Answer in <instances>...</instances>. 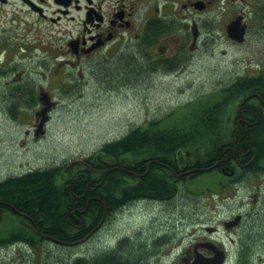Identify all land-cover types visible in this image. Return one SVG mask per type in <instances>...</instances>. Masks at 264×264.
<instances>
[{
  "label": "flooded vegetation",
  "instance_id": "obj_1",
  "mask_svg": "<svg viewBox=\"0 0 264 264\" xmlns=\"http://www.w3.org/2000/svg\"><path fill=\"white\" fill-rule=\"evenodd\" d=\"M201 17L210 20L204 23ZM232 24L243 28L241 41L231 38ZM207 38L213 55L224 56L227 46L234 52L243 48L241 54L253 69L233 77L228 85L264 86V0H0V113L21 117L22 110L32 111L33 121L24 134L35 136L41 99L48 98V118L55 107L43 80L61 90L73 83L62 79L63 67L107 70L127 58L138 62L141 57L146 70L171 72L196 57ZM253 90L237 101L230 118L233 125L224 129L248 142V133H261L264 148V87ZM212 131L214 145L206 167L204 160L190 159L186 150H180L160 160L138 159L132 170L115 168L131 176L136 187L144 183L148 187L116 210L107 205L108 173L92 167L82 179L69 172L75 165L84 170L76 163L84 158L69 161L58 177L67 193L65 223L45 227L6 203L16 225L35 236L37 243L33 247L28 239L18 238L8 240L6 248L0 243V258L17 249L22 258L15 264H48L56 259L55 264H264V167L257 171L258 165L246 157L248 152H242L239 138L238 155L228 146L215 160V122ZM207 173L213 175L211 188L187 187ZM81 186L83 191L72 189ZM235 197H248L258 209L221 216L215 204L231 203ZM130 210L139 216L146 212L149 226L140 225L142 229L131 234L121 232L99 253H72L108 232L113 217ZM128 245L133 253L109 256ZM52 249L63 253L52 254ZM27 251L38 253V258L29 260Z\"/></svg>",
  "mask_w": 264,
  "mask_h": 264
},
{
  "label": "rangeland",
  "instance_id": "obj_2",
  "mask_svg": "<svg viewBox=\"0 0 264 264\" xmlns=\"http://www.w3.org/2000/svg\"><path fill=\"white\" fill-rule=\"evenodd\" d=\"M201 18L204 23L210 20V17ZM202 47L196 57L170 73L162 70H152L150 73L141 71L140 77L130 79L126 76L128 71L120 73L121 64L113 68L110 66L107 70H88L78 65L69 69L63 67L61 74L65 71V75L62 79L68 78L73 83L69 86L65 83L66 87L62 90L60 87H48L44 79V87L53 95L55 107L50 112L42 135L35 137L24 134L33 121L32 111L22 110L21 117L0 113V181L33 169L50 166L64 169L69 161L90 156L103 144L118 140L130 129L146 127L151 121L163 119L167 115L162 124H175L177 118L188 110L204 106L214 97L216 99V90L229 83L233 77L253 70L241 54L243 48H236L239 52H234L227 46L224 56L220 52L213 55L210 38L204 39ZM47 72L48 69L44 68V77ZM102 72L106 80L100 83L96 79ZM196 156L202 157L203 154L198 151ZM217 178L215 173V180ZM192 181L187 183V187L192 190L197 187L211 188L213 175L207 173ZM227 197L228 194L218 199ZM215 205L223 217L231 211L250 212L259 206L249 204L248 197H235L231 203L228 200ZM138 216L133 210L118 214L107 227L108 232H101L97 239L77 247L72 253L89 255L100 252L103 246L115 243L121 232L131 234L136 228L142 229L140 225L148 227L150 220L147 213H143L139 219ZM15 222L12 213L3 212L0 230L13 227ZM60 253L63 252L52 249V254ZM27 254L30 255L29 260L38 258V253L27 251ZM17 258L22 257L16 252L14 255L10 253L8 257L0 258V264H10V260L15 264ZM56 261L47 263L55 264Z\"/></svg>",
  "mask_w": 264,
  "mask_h": 264
},
{
  "label": "trees",
  "instance_id": "obj_3",
  "mask_svg": "<svg viewBox=\"0 0 264 264\" xmlns=\"http://www.w3.org/2000/svg\"><path fill=\"white\" fill-rule=\"evenodd\" d=\"M126 61L119 66L121 67L120 73L128 71L126 76L130 79L140 77L141 71L150 72L145 69L141 57H139L138 62L131 58H127ZM96 75L98 76V74ZM96 80L103 83L106 80V75L102 72ZM263 87V85L248 86L243 84L222 86L216 92L218 93L216 99L214 97L204 106L193 107L188 110L177 118V123L164 126L162 122L167 118L166 116L163 119L151 121L146 127L130 129L118 140L103 144L85 160L91 167L102 170L116 167L132 170L134 161L138 159L156 157L157 160H160L169 154L186 150L188 158L204 160L203 167H206L210 164L212 157L214 145L212 127L215 122V160L221 157L222 152L228 146L229 148L232 147L238 155L237 139L239 138V146L242 148V152L250 151L246 157H252L253 152H256L253 164L258 165L256 169L260 171V168L264 167V148L259 137L261 133H248L250 135L249 143L245 136L241 138V134H236L235 137V133L223 128L233 125L230 118L235 113L237 101L254 91L253 89L260 88L262 91ZM198 151L202 152V157L196 156ZM231 152L230 150L228 154H232ZM81 167V165H75L69 173L74 174V176L81 175L83 179L87 172L80 169ZM251 173L258 175L255 170H251ZM62 174V167L50 166L27 172L19 177L4 179L0 181V202L11 204L17 211L30 216L33 221L44 223L45 227L65 223L64 211L67 193L65 184L58 180ZM147 188L145 183L141 188L136 187L131 176L119 170H113L107 176V205L112 210L118 209L121 205L126 206L128 202L134 199L138 191L142 192ZM72 189L83 191L82 186ZM7 211L5 205H0V221L2 220V213ZM13 238L22 241L28 239L33 247L37 243L35 236L27 234L18 225H13L10 229L4 228V231L0 230V243H5V247L8 240H14ZM133 252V248L128 245L123 247L121 251H112L109 256Z\"/></svg>",
  "mask_w": 264,
  "mask_h": 264
},
{
  "label": "water",
  "instance_id": "obj_4",
  "mask_svg": "<svg viewBox=\"0 0 264 264\" xmlns=\"http://www.w3.org/2000/svg\"><path fill=\"white\" fill-rule=\"evenodd\" d=\"M228 28H229V33H230L231 38H233V39H235L237 41H241L242 34H243L242 31L239 30V28L236 25L235 26L231 25ZM45 97H46V99H43L42 98L41 101L47 105L46 107H48L49 106L48 100H47L48 98H47V96H45ZM46 107L41 110V113H39V116H41V119L39 121L38 130L35 133V135L42 134V130L41 129L43 127V124L47 120V116L45 114H46V112H47L48 109ZM83 164L86 165V167L88 168V165L86 163H83ZM211 168H213V167L206 168V169H200V170L196 169V170L190 171L189 173L196 172V171L205 172V171L210 170ZM109 171H111V169H108V170H106L104 172L105 173H108Z\"/></svg>",
  "mask_w": 264,
  "mask_h": 264
},
{
  "label": "bare ground",
  "instance_id": "obj_5",
  "mask_svg": "<svg viewBox=\"0 0 264 264\" xmlns=\"http://www.w3.org/2000/svg\"><path fill=\"white\" fill-rule=\"evenodd\" d=\"M150 73V72H149ZM13 133V132H12ZM30 137V136H29ZM40 237V236H39ZM46 240V239H45ZM46 244V243H45ZM44 246V245H43ZM44 250V249H43ZM49 252V251H48ZM45 260V259H44ZM51 262V261H50Z\"/></svg>",
  "mask_w": 264,
  "mask_h": 264
}]
</instances>
